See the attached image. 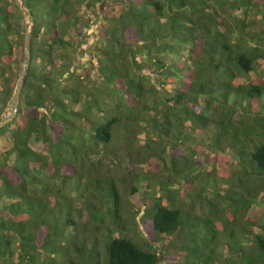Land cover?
<instances>
[{
  "label": "trees",
  "instance_id": "16d2710c",
  "mask_svg": "<svg viewBox=\"0 0 264 264\" xmlns=\"http://www.w3.org/2000/svg\"><path fill=\"white\" fill-rule=\"evenodd\" d=\"M23 1L0 264H264V0H109L94 75L73 62L104 0ZM26 29L0 0V120Z\"/></svg>",
  "mask_w": 264,
  "mask_h": 264
},
{
  "label": "rangeland",
  "instance_id": "374dc122",
  "mask_svg": "<svg viewBox=\"0 0 264 264\" xmlns=\"http://www.w3.org/2000/svg\"><path fill=\"white\" fill-rule=\"evenodd\" d=\"M101 12H100V16L95 17V16H91V20H90V24H89V28L84 27L81 34L79 35V37H77V39L82 43H83V48H84V52L78 50V52L74 55V62H73V68L76 67V70L78 72L84 73V71H86V69H89L92 74L94 75L96 69L94 68V64H96V60L95 59H89L91 57V55L93 54V51L91 50L92 47H89V43L91 41H93V39L96 38L97 39H102V38H98V36L101 33V27L102 25H107V24H114L116 19H117V15L119 13L118 11H111L110 10V2L109 0H104L101 4ZM107 14L109 18L108 21H106V19L102 18V15ZM109 22V23H108ZM97 32V34L95 35V33ZM99 34V35H98ZM91 35V36H90ZM90 36V37H89ZM95 36V37H94ZM86 37L87 41H83ZM133 73V72H132ZM25 80V79H24ZM24 83V82H23ZM7 106V104H6ZM6 108V107H5ZM5 110V109H4ZM3 118H5L4 112L2 115ZM2 118V119H3ZM143 136L139 135L138 136V142L142 143L143 141ZM34 148H39L38 145H33ZM141 167H143L140 171L144 172L148 169H150L151 167H149V165H142ZM129 169L130 166H128V164H126V166L123 167V165H121L120 167L114 169L113 172H116V175L119 177H123L125 178V173H126V169ZM139 169V168H138ZM150 172V170H148ZM121 183V182H120ZM122 184V183H121ZM123 185V184H122ZM142 212H140L137 215V219L140 218ZM145 228V227H144ZM136 238L137 239H142L141 236H143L145 238V240L149 241L150 243H152L151 238L148 236V234L145 232V230L143 229L142 225H139L136 231ZM157 249H159L157 246H155ZM170 254L168 255V252H165L163 250L159 249V260L157 264H167L169 261V257Z\"/></svg>",
  "mask_w": 264,
  "mask_h": 264
},
{
  "label": "water",
  "instance_id": "95a60500",
  "mask_svg": "<svg viewBox=\"0 0 264 264\" xmlns=\"http://www.w3.org/2000/svg\"><path fill=\"white\" fill-rule=\"evenodd\" d=\"M15 4L17 5L24 23L27 27L26 29V40H25V46H24V58L22 61V66L21 70L19 72V75L17 77L12 95L10 99L7 102V106L4 110V115L5 118L0 120V127L4 126L7 124L9 121H11L18 110V104H19V98H20V93L21 89L23 86L24 79L27 74L28 67L30 65V34H29V29L33 24V16L30 12V9L26 5V3L23 0H14Z\"/></svg>",
  "mask_w": 264,
  "mask_h": 264
}]
</instances>
